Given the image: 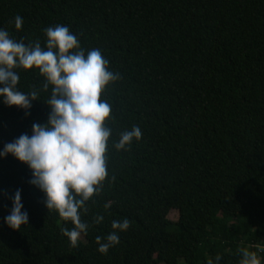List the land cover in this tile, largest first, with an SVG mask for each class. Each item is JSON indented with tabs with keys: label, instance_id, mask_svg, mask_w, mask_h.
Wrapping results in <instances>:
<instances>
[{
	"label": "trees",
	"instance_id": "16d2710c",
	"mask_svg": "<svg viewBox=\"0 0 264 264\" xmlns=\"http://www.w3.org/2000/svg\"><path fill=\"white\" fill-rule=\"evenodd\" d=\"M57 24L120 77L100 96L111 105L107 176L72 246L61 231L72 223L46 208L29 167L0 158V264H241L245 249L264 264V0H0L14 40L43 48ZM16 71L37 100L29 115L0 100V149L50 113L51 85L38 69ZM133 126L141 138L116 150ZM17 189L29 221L14 230L4 217ZM123 219L129 228L101 254L95 238Z\"/></svg>",
	"mask_w": 264,
	"mask_h": 264
},
{
	"label": "clouds",
	"instance_id": "9594fccd",
	"mask_svg": "<svg viewBox=\"0 0 264 264\" xmlns=\"http://www.w3.org/2000/svg\"><path fill=\"white\" fill-rule=\"evenodd\" d=\"M20 29L22 18H14ZM46 37L42 48L39 41L25 44L10 37L0 28V100L7 106H18L29 115L31 101L37 100L35 91L25 93L17 89L19 75L16 69H38L44 77L42 88L50 95L44 101L50 108L46 123H33L32 134H21L0 149V158L11 154L25 163L32 173L29 183L45 194L46 208L55 210L72 229L62 228L72 246H76L88 225L81 221L85 202L99 193L107 176L106 150L111 129L105 125L111 105L100 98L102 90L117 81L118 73L108 70L109 61L99 49L85 53L78 38L66 25L57 24L43 29ZM133 138L139 140L138 126L120 134L113 146L127 150ZM12 207L4 217L5 224L19 230L28 225V212L17 189L11 197ZM103 216L95 217V222ZM129 220H113V229L103 239L95 238L97 251L106 254L119 243L117 232L129 228ZM219 259V257H217ZM241 264H261L255 252L243 251Z\"/></svg>",
	"mask_w": 264,
	"mask_h": 264
},
{
	"label": "rangeland",
	"instance_id": "374dc122",
	"mask_svg": "<svg viewBox=\"0 0 264 264\" xmlns=\"http://www.w3.org/2000/svg\"><path fill=\"white\" fill-rule=\"evenodd\" d=\"M169 218L172 220H177L179 218V213L176 209H173L169 213Z\"/></svg>",
	"mask_w": 264,
	"mask_h": 264
}]
</instances>
